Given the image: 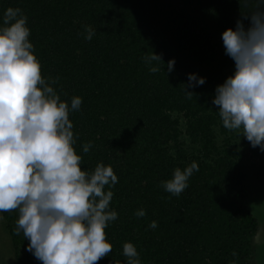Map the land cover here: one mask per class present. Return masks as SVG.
<instances>
[{
    "label": "trees",
    "instance_id": "trees-1",
    "mask_svg": "<svg viewBox=\"0 0 264 264\" xmlns=\"http://www.w3.org/2000/svg\"><path fill=\"white\" fill-rule=\"evenodd\" d=\"M9 7L27 16L41 75L58 77L52 86L61 101L82 99L69 113L82 170L103 163L118 177L105 186L118 214L105 229L112 251L97 264H126L125 242L141 264H254L264 197L251 205L250 179L260 181L264 165L253 159L264 151L223 127L213 99L235 71L222 33L256 11L257 0H0V24ZM86 28L94 30L90 41ZM152 53L163 62L146 63ZM189 74L205 78L186 87L190 99ZM192 162L199 170L188 187L166 192L162 182ZM17 219V211L0 212L12 264H42L16 234Z\"/></svg>",
    "mask_w": 264,
    "mask_h": 264
},
{
    "label": "clouds",
    "instance_id": "clouds-1",
    "mask_svg": "<svg viewBox=\"0 0 264 264\" xmlns=\"http://www.w3.org/2000/svg\"><path fill=\"white\" fill-rule=\"evenodd\" d=\"M27 19L20 8L9 7L0 24V212H18L16 234L23 233L27 250L42 264H97L112 251L105 229L118 214L110 210L113 192L105 186H114L118 177L103 163L92 172L82 170L69 119L82 99L73 97L69 106L52 86L58 77L41 75ZM244 20L249 21L247 27ZM86 32L90 41L94 30ZM222 40L235 71L216 87L213 104L225 129L236 130L264 151V0H257V10L244 14L235 30H225ZM144 60L151 64L162 57L152 53ZM174 64L168 61L169 72ZM159 70L150 68L153 73ZM204 83L205 78L189 74L187 97L194 93L186 87ZM91 147L86 143L83 151ZM198 170L196 162L176 168L161 186L179 196ZM145 214L143 209L135 213ZM149 227L155 229L157 222ZM123 255L126 264H141L133 243H124Z\"/></svg>",
    "mask_w": 264,
    "mask_h": 264
},
{
    "label": "rangeland",
    "instance_id": "rangeland-1",
    "mask_svg": "<svg viewBox=\"0 0 264 264\" xmlns=\"http://www.w3.org/2000/svg\"><path fill=\"white\" fill-rule=\"evenodd\" d=\"M245 156H249L246 152ZM246 159V158H245ZM257 161V165H264V153L258 159H253ZM249 165V164H248ZM250 190L252 195V203L254 206L258 201V198L264 197V173L260 177V181H257L254 175L251 176L250 179ZM262 203V202H261ZM258 215H255L259 221L258 232L254 237V252H253V260L254 264H264V202L261 206L257 208ZM256 212V213H257ZM2 228L0 225V264H12V260H10L9 251L6 248L8 247L7 240L3 236L1 232ZM6 242V243H5Z\"/></svg>",
    "mask_w": 264,
    "mask_h": 264
}]
</instances>
